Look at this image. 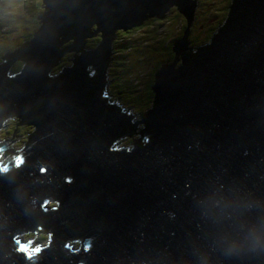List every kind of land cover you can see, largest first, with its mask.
Wrapping results in <instances>:
<instances>
[{
    "label": "water",
    "instance_id": "obj_1",
    "mask_svg": "<svg viewBox=\"0 0 264 264\" xmlns=\"http://www.w3.org/2000/svg\"><path fill=\"white\" fill-rule=\"evenodd\" d=\"M42 2L0 62V264H264V0H232L196 50L186 27L138 118L103 96L114 33L173 5L188 25L197 1Z\"/></svg>",
    "mask_w": 264,
    "mask_h": 264
},
{
    "label": "trees",
    "instance_id": "obj_2",
    "mask_svg": "<svg viewBox=\"0 0 264 264\" xmlns=\"http://www.w3.org/2000/svg\"><path fill=\"white\" fill-rule=\"evenodd\" d=\"M27 1L28 0H24L22 3H26ZM196 1H197L198 7L196 5V9H195L193 18L190 20L188 25H187V17L183 16L184 19L182 17H180V19H181V32L179 33V36L177 35L175 37H172L167 42H164V40H161L158 37H154V38L149 39L150 41H157L156 43L151 45L152 48L159 49V52L162 51V53L166 54L165 58H160V61L155 66L154 71H157L158 69H160L161 64H163L164 62L173 61V59H175L176 52H175V49H173L174 43L184 34L186 27H187V39L189 40L188 46H191V50H196L195 46H199V45H202L205 43H209L213 33L217 31L218 26L222 25L224 20L226 19L227 14H228V12H227L228 11V5L232 2V0H223V2L221 3V9H220L219 7H216V2L218 0H206L205 2H202L199 0H196ZM4 2H5V0L0 1V8L3 6ZM10 3L12 4V2H10ZM17 3H20V1L18 0ZM201 4H204L205 6L211 8V9L214 7L215 8L212 9L213 12L210 13L206 17L201 12H199L200 9L202 8ZM38 5H39V3H38ZM38 11H40L39 6H38V10H36V13ZM171 11H172V8L168 9L167 12L162 17L148 16L146 19H144V21L146 22L147 20L154 19L156 21V27L162 25V28L164 30L167 22L169 21V13ZM10 13L14 14V16H12L8 20L9 24H4V25L5 26L6 25L7 26L8 25L9 26L15 25V27H17L18 25L15 24L13 22V20L18 15L22 16L23 13H20V12L19 13L18 12H14V13L10 12ZM177 14L180 15L179 13H177ZM35 16L36 15L31 16L34 18V26L37 25V23H38V21L35 19ZM26 20L31 22V18H26ZM141 24H139V25H141ZM139 25H137V26H139ZM137 26H135V27H137ZM93 28L96 29L97 26L93 25ZM132 28H130V29H132ZM32 29H34V27ZM130 29H127V31L126 30L125 31L129 32ZM119 30H117L114 33V35H113L114 38H112V40H111V53L109 54L110 59L108 60V65L106 68L109 80H111V87H109L108 90H106L108 85L104 86L103 96L107 94L109 102H118V101L124 100L125 102L128 103L126 106L124 105L125 108H128L129 106H131V104H135L137 102L142 101L141 106L137 107L138 112H134L133 110L130 111L131 113H133V112L135 113L134 117L138 116V115L140 116V111L143 112L153 103L155 92L152 88L151 82L149 83V81L145 80L141 83V84H143L142 86L137 87L138 84L136 85L135 83H130L129 82L130 79H127L125 77V74L130 72L132 69L129 66H127L126 59H122L121 57H124L125 53H127L129 49L136 47L134 45H137V44L134 43L133 37L126 35L123 31L119 32ZM32 31L33 30L25 33L23 40L29 39L33 34ZM94 32H95L94 35H91V37L87 38V40H89L87 43V46H89L90 48L93 47L94 45H96L97 42L99 41V38H100L99 32L98 31L97 32L94 31ZM8 35H10V32H6L5 34H3V36H5V37ZM91 40H94V42L91 43ZM74 41L75 40H73L72 42H74ZM2 47H4V46H2ZM2 47L0 46V61H3L1 57H2V53L5 49H9V48L15 49L16 48L15 46L4 47V48H2ZM68 47H69V45L64 46V48H68ZM137 48H139V47H137ZM160 49H161V51H160ZM69 50L70 49H66V51L63 53L62 61L55 63L54 67L56 69H63L64 67H67L73 63V60H74L73 57H75L76 52L74 51V53H71V52H69ZM145 50H147V49H145ZM181 58H182L181 54H177V60H176L177 65L182 61ZM113 88H116V90H114ZM112 90L116 93V97H114L115 94L112 95V93H111ZM130 109H132V106L130 107ZM13 147H14L13 153H17L16 146L13 145ZM26 234L31 235L33 237V235H35L36 232L34 231V232L26 233ZM40 237H41V235H40ZM34 245H36V243Z\"/></svg>",
    "mask_w": 264,
    "mask_h": 264
},
{
    "label": "rangeland",
    "instance_id": "obj_3",
    "mask_svg": "<svg viewBox=\"0 0 264 264\" xmlns=\"http://www.w3.org/2000/svg\"><path fill=\"white\" fill-rule=\"evenodd\" d=\"M20 3H17L18 0H5L3 6L0 8V46L4 47H13L15 46L16 48L19 47L25 40L24 39V34L33 30L32 32L34 33L35 30L41 25L42 21L41 17H37L41 11L44 9V2L43 0H28L26 3H22L24 0H19ZM202 2H205L206 0H199ZM12 2V4L10 3ZM223 0H218L216 2V7H219L221 9V3ZM17 3V4H16ZM39 3V5H38ZM16 4V5H15ZM38 6L40 8V11L36 13V10H38ZM202 8L200 9L199 12H201L204 16H208L210 13L213 12L212 9L214 8H209L205 6L204 4H201ZM198 7V5H197ZM172 8V11L169 13V21L167 22L164 30L162 28V25L156 27V21L154 19L147 20L146 22L144 21L141 25L137 27H133L130 29L129 32H126L125 30L120 29V31H123L126 35L133 37L134 38V43L137 45H134L136 47L129 49L127 53H125L124 57H121L122 59H126L127 66H129L132 70L128 73L125 74V77L127 79H130V83H135L136 85L138 84L137 87L142 86L141 84L143 81L147 80L150 81L154 77L155 73V66L157 63L160 61V58H165V53H162L161 49L159 52V49L152 48V44L156 43L157 41H150V38L158 37L161 40H164V42L169 41L170 38L179 36V33L181 32V19L184 13L179 10V8L176 5H173L170 7ZM10 12H20L23 13V15H18L16 18H14L13 22L17 24L18 26L15 27V25L12 26H5L4 24H9L8 20L14 16V14ZM167 12V11H166ZM179 13L180 15H178ZM35 16V19L38 21L37 25L34 26V18L31 16ZM26 18H31V22L26 20ZM93 25H96L95 23ZM97 26V25H96ZM34 27V29H32ZM97 29V28H96ZM100 31V30H99ZM6 32H10V35L8 36H3ZM100 33V32H99ZM94 35V34H93ZM32 36L27 39L26 41H29ZM91 37V35H87V38ZM86 38L85 43L83 44L84 46L87 45L88 41ZM100 40V38H99ZM70 41V42H69ZM72 41L73 40H68L64 41V46L69 45L72 46ZM94 40H91V43H93ZM189 42V40H188ZM96 46V45H94ZM2 47V48H4ZM139 47V48H137ZM1 48V49H2ZM14 48H9L5 49L2 53V55L5 54V51L12 50ZM147 49V50H145ZM74 49H70L69 52L74 53ZM147 53V54H146ZM120 58V57H119ZM2 62V61H0ZM107 78L109 80L108 74ZM108 90L109 87H111V80H109L106 83ZM116 90V88H113ZM112 95L116 97V93L112 90L111 91ZM118 96V95H117ZM115 99V98H114ZM121 105H127L128 103L125 102L124 100L118 101ZM142 104V101L137 102L135 104H131L132 109L134 112H138V108ZM152 105V104H151ZM150 105V106H151ZM129 106V105H128ZM139 117V115H138ZM136 118V117H135ZM134 119V117H133ZM135 120V119H134ZM29 123V122H27ZM26 121L19 120V119H14L10 118V124H5V131L8 132L9 134H15L22 132V142L28 138L29 132L30 134L33 133V130L35 129L33 126L28 125ZM30 124V123H29ZM141 125V123L139 124ZM0 133H3V127L0 128ZM13 145L17 146L20 145V138H13L11 142V149L13 151ZM55 202L49 203L54 204ZM43 234V235H42ZM41 235V237H40ZM47 233L45 232H39L33 235H27L24 233L22 234V238L30 239L31 243L33 244H42L45 243L47 240ZM32 244V245H33Z\"/></svg>",
    "mask_w": 264,
    "mask_h": 264
},
{
    "label": "bare ground",
    "instance_id": "obj_4",
    "mask_svg": "<svg viewBox=\"0 0 264 264\" xmlns=\"http://www.w3.org/2000/svg\"><path fill=\"white\" fill-rule=\"evenodd\" d=\"M41 19H42V17H41ZM163 20H164V19H163ZM99 22H100V21H99ZM187 40H188V39H187ZM69 42H70V41H69ZM99 43H100V40L97 42L96 46H93V48H94V47H97V46L99 45ZM104 45H108L107 41H105ZM67 46H68V45H67ZM98 50H100V48H99ZM74 58H76V56L73 57V59H74ZM154 92H155V91H154ZM153 102H154V100H153ZM152 105H153V103H152ZM27 122H28V121H26V123H27ZM29 123H30V124H29ZM29 123H27V124L33 126L35 129L33 130V133H31V134L28 136V138H32V139H34L35 136L37 135V132H38V124H37V123H33V122H29ZM25 150H28V147H26ZM32 244H33V243H31L28 247H30ZM40 244H41V243H40Z\"/></svg>",
    "mask_w": 264,
    "mask_h": 264
},
{
    "label": "flooded vegetation",
    "instance_id": "obj_5",
    "mask_svg": "<svg viewBox=\"0 0 264 264\" xmlns=\"http://www.w3.org/2000/svg\"><path fill=\"white\" fill-rule=\"evenodd\" d=\"M154 81V77L152 79H150L149 83L151 82V85L153 84ZM132 111V110H131ZM134 113V112H133ZM136 118H138V116H135Z\"/></svg>",
    "mask_w": 264,
    "mask_h": 264
}]
</instances>
